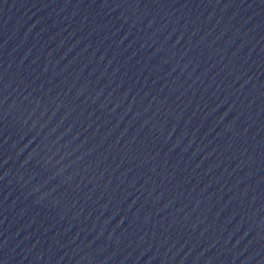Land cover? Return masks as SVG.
I'll list each match as a JSON object with an SVG mask.
<instances>
[{
  "label": "water",
  "instance_id": "1",
  "mask_svg": "<svg viewBox=\"0 0 264 264\" xmlns=\"http://www.w3.org/2000/svg\"><path fill=\"white\" fill-rule=\"evenodd\" d=\"M0 264H264V0H0Z\"/></svg>",
  "mask_w": 264,
  "mask_h": 264
}]
</instances>
